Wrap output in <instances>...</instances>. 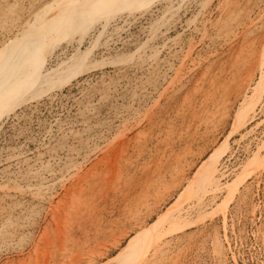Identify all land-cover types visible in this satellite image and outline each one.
Instances as JSON below:
<instances>
[{
	"label": "rangeland",
	"instance_id": "rangeland-1",
	"mask_svg": "<svg viewBox=\"0 0 264 264\" xmlns=\"http://www.w3.org/2000/svg\"><path fill=\"white\" fill-rule=\"evenodd\" d=\"M52 1L0 0V52ZM223 1L204 16L224 37L194 6L153 41L159 8L89 28L78 76L48 60L38 98L0 120V264H113L131 238L132 264H264V0ZM211 155L213 185L196 181Z\"/></svg>",
	"mask_w": 264,
	"mask_h": 264
},
{
	"label": "bare ground",
	"instance_id": "bare-ground-1",
	"mask_svg": "<svg viewBox=\"0 0 264 264\" xmlns=\"http://www.w3.org/2000/svg\"><path fill=\"white\" fill-rule=\"evenodd\" d=\"M207 1L208 0H53L49 4H46L36 14L34 13L35 16L33 15L34 18L31 21H29L26 25H23L24 28L21 31V33L17 36L15 41L13 43L11 42L12 44L9 47L5 46L6 48L1 50L0 52V120L3 119L5 116L8 117L12 112H14L18 108V106H20L27 100L38 98L37 96L38 92L35 91V90L38 91V88H35V83L36 82L38 83L41 80L49 77V74L51 75V72L45 69L49 62L61 60L69 56L67 60L68 63L63 69L67 72V76L69 77L70 75L78 76L79 74L84 73L91 68L90 65L84 64L85 58L87 57L90 51L85 49L86 51L81 50L83 52H80V46L81 43H83V37L87 33V30L89 28H92L96 23H99L100 27L102 28V30L99 33L101 35L106 30V28L109 27V24H111V22L114 20L117 21L116 19L118 18H124V17L135 18L136 20L138 16H144V14L146 15L147 13H151V12L154 13L155 12L154 10L160 8L162 13L160 15L157 25H153V27L150 26L151 27L150 38H152L155 37L157 33H159L158 31L163 25L167 23L168 24L173 23V21H175V15H178L181 10H187L192 7L194 8L195 6L198 12L196 11L194 16L195 15L198 17L204 16L206 11ZM231 4H232V0H225L221 3L219 9L223 16L228 15V12L230 11L231 8ZM161 7L163 9H161ZM205 19L207 20L208 29H210L209 25L212 28L217 29V33H216L217 37L218 36L224 37L227 34H229V32H231L232 30V27H228L226 32H223L226 33L225 35L222 33L220 28H216L219 23L218 19H216L217 22L215 20H209L210 18L208 17L207 18L205 17ZM187 21L189 25H194L192 27L195 28L197 27V22L194 17ZM229 25L230 24L228 23V26ZM107 31L109 30L107 29ZM77 33L81 34L80 39L78 41L79 46H76L77 49H74L73 53L68 55L67 52L69 46H72V43H74L73 42L74 39H72L71 36ZM163 34H166V32H163ZM207 37L212 38L213 35L208 33ZM170 38L167 40L169 41ZM153 39L154 38H152V40ZM97 40L94 41L96 42L95 44L98 43ZM215 40L217 39L215 38ZM64 41H67V45L61 48L59 53L57 52V54H55L54 50L56 49V44L59 45L61 42ZM165 43H163V45H165ZM94 47L97 46L95 45ZM163 48L164 47H162V49ZM90 50L92 52V49ZM144 50L145 49H143V51ZM174 52H176V50ZM251 55H249V57H251ZM150 57H152V55ZM263 57H264V41L262 42L259 53L255 57L256 59L255 65L260 71L262 82L264 79V70L260 68V63ZM153 58L155 59V57ZM49 59L50 61L48 62ZM258 81L260 82L261 80ZM259 84L257 88L260 87ZM255 100L257 99L255 98ZM255 100L253 101L255 102ZM243 106L241 107L243 108ZM253 106L254 105H252V107ZM247 107L249 110V107L251 106L248 105L247 103ZM248 110L246 112H248ZM241 114L243 115V113H240V115ZM215 164H216V160L215 157H213V155L208 156L205 160H203V162L200 165L199 171L196 174L197 175L196 181L203 179V182L205 183L207 182V184H212V185L219 182L220 177L218 178V176L216 175L220 169L217 168ZM206 171L208 172L205 173L203 177H200L202 173ZM48 240L50 241V239ZM136 240L137 239L135 238L129 239L127 244L121 248V250L118 252V254L115 257H113V264H132L133 261H136L138 259L139 246L136 245Z\"/></svg>",
	"mask_w": 264,
	"mask_h": 264
}]
</instances>
